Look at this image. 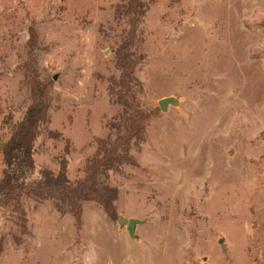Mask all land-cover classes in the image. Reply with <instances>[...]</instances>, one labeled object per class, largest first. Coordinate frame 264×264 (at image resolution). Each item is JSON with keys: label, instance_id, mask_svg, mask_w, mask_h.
<instances>
[{"label": "rangeland", "instance_id": "374dc122", "mask_svg": "<svg viewBox=\"0 0 264 264\" xmlns=\"http://www.w3.org/2000/svg\"><path fill=\"white\" fill-rule=\"evenodd\" d=\"M122 0H0V180L3 144L30 101L24 64L35 40L51 86V121L34 142L45 167L84 176L96 139L119 111L109 89L127 22ZM135 74L152 113L146 141L107 182L116 213L83 201L80 215L24 194L26 233L0 207V264H264V0H149ZM57 75V78L54 76ZM174 97L162 110L159 101ZM144 220L129 234L119 217Z\"/></svg>", "mask_w": 264, "mask_h": 264}, {"label": "trees", "instance_id": "16d2710c", "mask_svg": "<svg viewBox=\"0 0 264 264\" xmlns=\"http://www.w3.org/2000/svg\"><path fill=\"white\" fill-rule=\"evenodd\" d=\"M150 8L149 0H122L117 5L116 15L127 22L122 38L115 49V64L118 75L109 77V89L119 111L109 121V133L96 139L95 153L84 166V176L71 180L66 169L58 172L45 167L40 177L33 182L19 180L16 169L26 166L34 168V142L41 125L51 121L49 109L52 106L51 86L48 80L40 78L36 57L32 54L36 41L29 40L30 55L25 62V87L30 105L24 118L15 126L8 141L3 144L6 169L0 180V207H12L19 215L21 233H26V211L24 194L39 200L52 199L61 213L80 215L83 201L98 203L111 216L116 213L115 201L118 187L107 182L113 171L124 164H136L131 154L146 141V128L152 113L143 108L139 94L143 90L135 74L142 56L135 47L139 40L144 18ZM4 251V240H0V255Z\"/></svg>", "mask_w": 264, "mask_h": 264}, {"label": "water", "instance_id": "95a60500", "mask_svg": "<svg viewBox=\"0 0 264 264\" xmlns=\"http://www.w3.org/2000/svg\"><path fill=\"white\" fill-rule=\"evenodd\" d=\"M55 78H57V75L54 76ZM177 103V100L176 98L170 96V97H165V98H162L160 101H159V106L161 107L162 110H167L168 108V105L169 104H176ZM144 220H141V219H138V218H125L124 216H120L119 217V223L121 225L123 224H127V228L129 230V234L130 236L132 237H138V235L136 234V227H137V224L143 222Z\"/></svg>", "mask_w": 264, "mask_h": 264}]
</instances>
